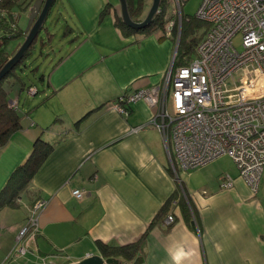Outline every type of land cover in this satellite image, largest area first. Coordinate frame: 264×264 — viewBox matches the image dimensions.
Returning <instances> with one entry per match:
<instances>
[{
    "label": "crops",
    "instance_id": "crops-1",
    "mask_svg": "<svg viewBox=\"0 0 264 264\" xmlns=\"http://www.w3.org/2000/svg\"><path fill=\"white\" fill-rule=\"evenodd\" d=\"M54 5L67 22L59 53L44 56L42 88L33 96L42 101L0 145V264H75L106 259L99 245L137 244L139 258H114L119 264H264V194L253 195L237 173L232 187L221 190L228 173L222 157L175 175L162 135L145 127L156 110L139 101L124 117L111 108L122 95L162 84L173 51L168 36L122 31L118 0ZM10 100L19 108L18 98ZM38 139L50 146L46 158L25 184L12 183ZM33 214L39 230L30 250L9 259Z\"/></svg>",
    "mask_w": 264,
    "mask_h": 264
},
{
    "label": "built area",
    "instance_id": "built-area-1",
    "mask_svg": "<svg viewBox=\"0 0 264 264\" xmlns=\"http://www.w3.org/2000/svg\"><path fill=\"white\" fill-rule=\"evenodd\" d=\"M6 1L0 0V20L14 35L19 16L9 11ZM187 1L167 0L165 9L160 4L158 15L167 10L169 16L163 27L169 38L174 26L181 27ZM195 18L206 25V32L194 58L187 65L171 66L162 84L122 95L111 108L124 117L139 101L156 110L145 127L162 135L175 175L177 169L194 170L227 155L255 195L264 170V0H203ZM238 34L241 52L232 44ZM36 93L34 86L26 90L29 97ZM9 105L18 109L17 100ZM231 187L225 176L220 189ZM72 195L80 200L84 193L75 190ZM173 222V216L165 220L167 225ZM38 230L33 214L8 258L24 256Z\"/></svg>",
    "mask_w": 264,
    "mask_h": 264
},
{
    "label": "rangeland",
    "instance_id": "rangeland-1",
    "mask_svg": "<svg viewBox=\"0 0 264 264\" xmlns=\"http://www.w3.org/2000/svg\"><path fill=\"white\" fill-rule=\"evenodd\" d=\"M202 3H203V0H188L182 7L183 18L188 17V18L194 19ZM151 4H152V0H146L145 13L143 17H135V18L138 19L139 21L143 20L145 16L147 15V13L149 12ZM31 6H32L31 0H15V2L8 8L9 11L13 15L19 16V19L17 20V23L15 24L16 29L19 31L18 36L8 40L7 43L0 48L1 51L5 52L8 55H11L13 51L19 45H21L24 41V38H25L24 31L28 24V18H29V12H30ZM60 15L64 16L63 11L59 9L58 6L55 7L54 5L45 23V26H44V28H46L48 32L51 34L50 41L47 40L48 36L45 34V31L43 29V31L40 33L34 45L35 47L34 53L32 54V56L24 60V66L22 67L21 70L17 71V76L20 78V81L22 82L21 86L22 85L23 86L21 87L19 84L13 83L12 81L10 83L6 82L4 85L8 89L9 99H12V98L19 99L20 104H19L18 114L22 116V120L24 119L23 115L30 113L31 109L34 108L36 105H38L42 101V99L39 98V96L28 97L26 94V90L29 86H35L36 88L41 90L42 85L38 82V77L46 71L44 69L46 68L44 64L45 62L44 56L49 57V56H53L54 54H58L61 48V44L63 43V40H64L63 35L66 29L65 22L67 21L61 18L59 19L58 17ZM162 16H163L164 22L168 21L169 16L167 14V10L164 11ZM182 27L183 26L179 27L178 24L174 26L173 37L172 38L168 37L169 38L168 40L172 41V44H173L171 63L168 68V71L171 68V66L173 68L178 67L176 64H174V60L178 52L180 53V48H181L180 47V37H181L180 33L182 30ZM161 31L164 33L163 29L160 30V32ZM205 32H206V27L204 25L202 27H197L195 32H191L187 34L186 36H184L183 41L187 44L191 43L192 41H196V44L198 45V43L202 40ZM241 41H242V38L240 34L236 35L232 41L233 47L238 52L242 51ZM195 49H196V46L194 47L192 45V49L186 55L183 54L182 56L184 58H187L189 56L191 58H194L195 53L193 50ZM221 157H219L221 159L218 158L219 160L218 159L216 160L220 162V165L223 169L228 171L227 175L225 176H228L231 179L232 177L231 174H234V173L238 174L237 168L229 156L224 155ZM214 161L210 162L209 164L205 166L207 167L210 166V164L213 163ZM199 169H202V167H199ZM184 172L186 173L189 171H184ZM258 193L260 195L264 194V170L260 178V182L258 186Z\"/></svg>",
    "mask_w": 264,
    "mask_h": 264
},
{
    "label": "trees",
    "instance_id": "trees-1",
    "mask_svg": "<svg viewBox=\"0 0 264 264\" xmlns=\"http://www.w3.org/2000/svg\"><path fill=\"white\" fill-rule=\"evenodd\" d=\"M167 0H161V7L165 9ZM15 0H8L6 3H4L5 6L10 7ZM165 2V3H164ZM127 5H128V11L130 14V17L133 21L139 22L138 19L135 17H143L145 13V5H146V0H135L134 4L131 3V0H127ZM106 9L102 11V16L105 14ZM163 10L162 12L157 15L151 25H149L147 28L142 29L140 31H134L128 27H126L122 21L121 18L118 17L116 20V24L120 27V29L126 33H140L144 36L151 35L153 32L162 30L164 21H163ZM119 16V15H118ZM5 20V19H4ZM197 21V22H196ZM4 21L0 20V34H2V38L0 39V48L7 43L8 40L15 38L18 36L19 31L16 29L18 32L17 34L12 35V32L9 28L6 27L5 24H3ZM206 25L200 21H198L196 18L191 19L188 17H184L181 22L182 30L180 33V53L178 52L174 64L177 66H184L187 65L193 58L190 56L187 58H184L182 55L187 54L191 49L192 45L195 47L197 46L196 41H192L191 43L187 44L183 41V37L186 36L187 34L191 32H195L197 27H202ZM45 34L48 36L47 40L50 41L51 34L48 32V30H45ZM9 35H12V38L9 39ZM1 36V35H0ZM38 39V38H37ZM37 41V40H36ZM36 43V42H35ZM35 43L32 45L30 48L29 52L26 55V60L32 54L34 53L35 50ZM195 53V50H193ZM195 55V54H194ZM11 55L6 54L5 52L0 50V69L3 67V65L10 59ZM24 60L17 65L1 82H0V145H4L9 137L14 134L15 132L19 131L22 128V116L18 114V109H13L10 108V99L8 97V89L4 86L5 83L7 82H13L16 84H19L21 86V81L20 78L17 76V71L21 70L22 67L24 66ZM23 86V85H22ZM21 86V87H22ZM33 87V86H29ZM36 88V87H35ZM22 91V89H21ZM38 92V90H37ZM50 150V146L47 144L43 143L39 139L34 143V147L31 153L30 158L28 161L18 167L14 174L12 175V183L13 181L15 182V179H17L20 183H26V180H29L30 177L36 172L37 168L40 166L44 158H46V155L48 151ZM16 180V181H17ZM100 252L102 253L103 257L107 258H124V259H129V258H135L136 255L139 253L140 248L139 245H129L125 247H110V246H104V245H99ZM138 256V255H137ZM139 258V256H138ZM138 264H141L140 261Z\"/></svg>",
    "mask_w": 264,
    "mask_h": 264
},
{
    "label": "water",
    "instance_id": "water-1",
    "mask_svg": "<svg viewBox=\"0 0 264 264\" xmlns=\"http://www.w3.org/2000/svg\"><path fill=\"white\" fill-rule=\"evenodd\" d=\"M56 0H32L29 12L28 24L24 31L25 38L11 54L10 59L0 69V82L25 58L32 45L36 42L40 33L46 30L45 23L51 13ZM120 6L119 16L122 23L134 30L140 31L147 28L158 15L161 0H152L151 7L145 18L139 22L133 21L128 11L127 0H118ZM75 264H119L115 258L103 259L100 256L86 257L84 260Z\"/></svg>",
    "mask_w": 264,
    "mask_h": 264
},
{
    "label": "flooded vegetation",
    "instance_id": "flooded-vegetation-1",
    "mask_svg": "<svg viewBox=\"0 0 264 264\" xmlns=\"http://www.w3.org/2000/svg\"><path fill=\"white\" fill-rule=\"evenodd\" d=\"M32 1V0H31Z\"/></svg>",
    "mask_w": 264,
    "mask_h": 264
}]
</instances>
